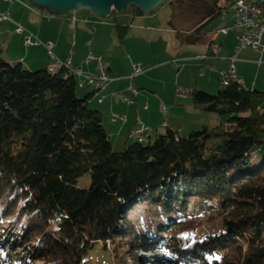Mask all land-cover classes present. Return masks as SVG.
Segmentation results:
<instances>
[{
  "label": "trees",
  "instance_id": "obj_1",
  "mask_svg": "<svg viewBox=\"0 0 264 264\" xmlns=\"http://www.w3.org/2000/svg\"><path fill=\"white\" fill-rule=\"evenodd\" d=\"M205 1L201 21L178 31L182 44L201 43L233 3ZM130 26L115 21L120 39ZM58 66L28 69L0 50V264H88L97 244L112 245L117 264L127 252L138 264L141 250L169 264H264V91L239 79L215 93L193 88L194 106L224 121L187 136L166 122L144 141L137 123L134 142L115 151L91 103L100 91L80 96ZM143 204L173 214L152 238L129 219Z\"/></svg>",
  "mask_w": 264,
  "mask_h": 264
},
{
  "label": "crops",
  "instance_id": "obj_2",
  "mask_svg": "<svg viewBox=\"0 0 264 264\" xmlns=\"http://www.w3.org/2000/svg\"><path fill=\"white\" fill-rule=\"evenodd\" d=\"M0 11H9L14 20L37 35L42 42H52L54 44L53 52L55 56L61 60L69 58L74 65L82 66L86 72L102 73L103 67L98 60L86 62V58L90 53L102 57L106 71L114 80L110 83L107 91L100 92L101 95H104L103 101L99 103L98 96L100 94L95 93L91 99V103L102 111L103 123L113 147L125 148L127 144L134 142V140L131 141V138L134 139L131 136V131L137 126L138 117L141 118L146 126L150 127L149 136L151 138H154L166 127L178 129L181 133L187 131L183 125L184 121L181 112L189 108H192L196 112V109L199 108L196 106L188 107L181 104L182 102L177 103L175 100L173 102L172 98H165L163 95L164 90H162L163 87L155 83L156 81L151 77L156 69L169 65V59L163 61V65L156 63L144 68L142 63L137 62L138 57H135V60L131 62L130 66L128 65L126 70L120 71L116 67L114 57L109 54L107 48L103 47L99 49L95 46L97 38L100 37L102 39V37H105V40H107V34L97 35L95 33L97 25H93L94 23H106L103 20L96 19L93 13L82 11L64 15H52L45 10L35 7L28 0H0ZM146 15H139L135 12L132 13V16L129 15V17H132L130 29L138 21L137 27L141 30H147L149 27L146 23ZM107 18H113V22H118L116 14ZM219 24L220 21L218 20V26ZM238 31H232L235 32L236 42H238ZM24 35V33L16 32L13 22H0V50L7 61L12 64L22 63L28 69L33 70L54 64L53 58L43 44L26 45L24 43ZM219 36L221 35H216L208 41L202 40L201 43L195 44L196 48H193V51L196 53L194 55L182 56L172 61L177 65L180 62L190 61L193 63V67L197 68L196 77L193 82L189 81L192 77L186 76L185 80L182 78V81L185 82L183 85L186 86L187 90L198 88L217 92L221 84L220 71L229 68L231 59L236 56L237 74L244 85L249 89L264 91V52L251 47L242 48L238 51L236 47L234 51L229 50L225 55L217 57L219 54L217 50L222 49L221 52H223V50H226V41L231 42L225 39V41L219 44L220 46H215V41ZM88 41H90L89 44ZM209 41H213L214 44L210 45ZM203 55H206V57H201ZM175 60L176 62H174ZM136 64H140L144 72L134 78H130ZM54 67L59 66L56 65ZM181 68L180 66L178 67L179 72ZM188 73H191V71L189 70ZM181 75L182 73L180 75L178 73V79H181ZM134 81L139 84L137 88L139 93L136 96L131 95L128 91L129 83L133 85L132 82ZM175 87L176 94L187 97V91H183L180 86L176 85ZM93 92L94 88L91 86L79 88L78 91L80 96ZM125 97H130L131 100L126 101ZM170 100L175 103L174 108H172L175 111L174 113H171V111L169 113V108L164 104V102L170 103ZM146 104L147 107H145ZM163 107L167 108L166 111L163 110ZM114 112L123 114V116H126V120L122 121L114 118ZM163 114L167 119L164 118L163 120ZM185 117L190 118L187 113H185ZM164 122H167L166 127H163Z\"/></svg>",
  "mask_w": 264,
  "mask_h": 264
},
{
  "label": "rangeland",
  "instance_id": "obj_3",
  "mask_svg": "<svg viewBox=\"0 0 264 264\" xmlns=\"http://www.w3.org/2000/svg\"><path fill=\"white\" fill-rule=\"evenodd\" d=\"M169 1L170 0H167L157 10L146 15V23L149 27L147 30H141L139 27H137L139 24L137 21L135 23V26L132 27L122 39H120L118 36L113 18L110 19L94 16L96 19L101 21L103 20V22L106 23H94L93 25H97V30L99 29V31L96 30L95 33L97 35L103 33L107 34V40H105V37H102V39H100L99 37L95 41V46L99 49L106 47L109 54L114 57L116 67L120 71L126 70L128 65L130 66L131 62L135 60V57H138L137 62L142 63L144 68L148 67L150 64L156 63H161L159 65H163V61L169 59V65H165L156 69L154 73H152L151 77L154 81H156L155 83L163 87L162 90H164L163 95L165 96V98H172L173 102L175 100L177 101V103L182 102L181 104L192 107L194 106L192 99L188 96L185 97L184 95L176 94L175 86H180L183 91H188L186 86L183 85L185 82L182 81V78L183 80H185L186 76L192 77L189 79V81L193 82L196 77L197 68L195 69L192 65L193 63L190 61H186L184 63L180 62L179 65L173 63L172 61L176 58L182 56H192L196 53L193 51V48H196V45L182 44L180 42L178 31H191L201 21L205 13V5L208 2H206L205 0H173L174 4L171 5ZM129 11L133 13L134 9H129ZM131 12L116 13L117 21L126 24L131 23L130 21L132 17H129V15L132 16ZM128 13L129 15H127ZM217 27L218 25L214 28L213 31L209 32L205 36V41H208L212 37L216 36L214 32ZM225 39H228V41L231 42L229 43L226 41V50H223V52H221L222 49H215L219 52L217 57L225 55V53L229 52V50L234 51V48L237 47L238 42H236L235 32H231L229 35L219 36L215 41V46H220L219 44L222 41H225ZM56 65V63L53 64V66ZM179 66L182 67L180 72L178 71ZM189 70L191 71V73H188ZM178 73L179 75L180 73H182L181 79H178ZM135 81L132 82V84L136 88H138L139 84H137ZM129 85L131 84L129 83ZM202 90H205L209 93H215L210 92L206 89ZM77 91H79V89ZM173 102L172 100H170V103L164 102V104L169 108V113L170 111L171 113L175 112L174 110H172V108H174L175 106V103ZM93 105L94 104H92V106ZM185 113H187L189 117L194 120L186 118ZM181 115L183 116V125L187 130L182 133V135L185 136H187L192 131L202 130L205 126L212 127L213 125L220 124V121L225 120V117H220L218 114L207 112L200 108L196 109V112L192 110V108L184 109V111L181 112ZM164 118L167 119L165 115L163 117V120ZM163 131H165V129ZM132 140L134 139L131 138V141ZM122 150L123 148L121 147L115 148V151ZM90 183L91 178L89 174L85 175L79 180V185L82 187H88ZM177 189L178 187L175 188V191ZM1 208L2 206L0 205V209ZM146 210H150V215L142 214ZM154 211L153 206H150L148 208L145 204H143L142 207L139 208L140 214L139 212L132 213V211L129 213V219L135 222V230L138 232H142V234L144 235H148L149 237L147 238H152L154 232H156V229L158 230L162 223H170V217L173 215H168V217L162 219L161 214L155 215ZM156 212H158L157 208ZM139 226L141 229L139 228ZM204 228L209 231L207 225L204 226ZM110 246L112 245H108L109 249H105L102 244L95 245V247L89 251V253L85 257V260L88 262V264H117L118 259L111 253L110 249L112 247ZM160 251H164V249L161 248ZM132 253L133 252H127L125 254V259H122L121 263L137 264L132 260ZM140 255L142 259L138 264H150L151 261H156L155 264H169L168 260L164 257L155 259L154 257L156 255L145 253L143 250L140 251ZM36 264L44 263L42 261H39Z\"/></svg>",
  "mask_w": 264,
  "mask_h": 264
},
{
  "label": "built area",
  "instance_id": "obj_4",
  "mask_svg": "<svg viewBox=\"0 0 264 264\" xmlns=\"http://www.w3.org/2000/svg\"><path fill=\"white\" fill-rule=\"evenodd\" d=\"M13 22L15 24V30L18 33H24V43L26 45L33 44H43L51 57L54 60V63H59L61 66H65L69 68L73 74L78 78L79 86L84 87L90 85L97 89L100 92H105L108 90L110 83L114 80L104 66V62L101 56L94 55L90 53L86 58V62H90L92 60H98L100 65L103 67V71L100 74L90 73L83 70L82 66L74 65L72 61L68 58L66 60H61L57 56H55L53 52L54 44L52 42H42L37 35L29 31L25 26L21 23L17 22L13 19L9 11L3 12L0 11V22ZM220 24L216 28L214 34L215 35H226L232 31L239 30L237 33V50L239 51L242 48L251 47L256 50H261L264 52V2L257 3L251 0H233V3L224 8L219 16ZM90 41H88V44ZM203 58L206 55L201 56ZM236 60L237 57H233L231 59V65L229 68L223 70V75L220 77L221 84H229V82L234 78L231 77V70L236 68ZM176 62V60L174 61ZM144 72L143 68L140 64L134 65V69L130 75V78H134L137 75ZM242 81V80H241ZM243 82V81H242ZM128 91L131 95L136 96L139 93V90L130 85L128 87ZM104 99V95L99 98V102H102ZM126 101L131 100L130 97H125ZM147 107V104L145 105ZM166 107H163V110L166 111ZM113 117L120 119L122 121L126 120V116H123L117 112L113 113ZM137 123L139 127L134 129L133 134L136 138L141 141L145 139L146 134L150 131V127L146 126L140 117L137 118ZM166 122H164V126Z\"/></svg>",
  "mask_w": 264,
  "mask_h": 264
},
{
  "label": "water",
  "instance_id": "obj_5",
  "mask_svg": "<svg viewBox=\"0 0 264 264\" xmlns=\"http://www.w3.org/2000/svg\"><path fill=\"white\" fill-rule=\"evenodd\" d=\"M35 7L52 15H64L88 10L97 17L107 18L113 12H128L136 6L142 13L149 14L157 10L166 0H28ZM262 3L264 0H251Z\"/></svg>",
  "mask_w": 264,
  "mask_h": 264
},
{
  "label": "bare ground",
  "instance_id": "obj_6",
  "mask_svg": "<svg viewBox=\"0 0 264 264\" xmlns=\"http://www.w3.org/2000/svg\"><path fill=\"white\" fill-rule=\"evenodd\" d=\"M59 65V63H57ZM223 75V70L220 71V77H222ZM231 77H234V78H239L238 74H237V69H234V70H231ZM222 85H228V84H222ZM145 139L141 140V141H144ZM148 140V139H147Z\"/></svg>",
  "mask_w": 264,
  "mask_h": 264
}]
</instances>
